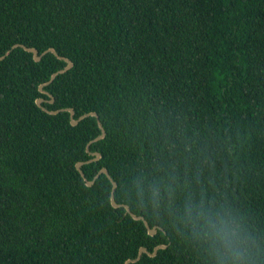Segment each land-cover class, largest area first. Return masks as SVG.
Returning a JSON list of instances; mask_svg holds the SVG:
<instances>
[{"label": "trees", "instance_id": "trees-1", "mask_svg": "<svg viewBox=\"0 0 264 264\" xmlns=\"http://www.w3.org/2000/svg\"><path fill=\"white\" fill-rule=\"evenodd\" d=\"M0 56V264H264V0H0Z\"/></svg>", "mask_w": 264, "mask_h": 264}, {"label": "water", "instance_id": "water-1", "mask_svg": "<svg viewBox=\"0 0 264 264\" xmlns=\"http://www.w3.org/2000/svg\"><path fill=\"white\" fill-rule=\"evenodd\" d=\"M17 46H20V47H22L23 49H25L26 51L31 52L32 55H33L34 60H36V61L39 60V59L41 58V56H42L44 53L51 52V53H53L55 56H57V57L60 58V59H63V60L66 62V64H65L61 69H59V70L54 71L53 73H51L49 79H48L47 81H45V82L39 84V86H38L39 91L42 92V93L47 94V95L50 97V100H49V101L52 102V101L54 100L53 96H52L49 92H47L46 90H44V89H43V86L49 84V83L54 79V77H55L58 73L64 72V71H66L67 69H69V68L72 66V62H71V60H69V59L66 58V57H63V56L59 55V54L56 52V50H55L54 48H52V47H49V48L45 49L44 51H42L41 53H38V51H37L36 48H34V47H27V46H25V45H23V44H20V43H15V44H13L11 48H14V47H17ZM9 51H10V49L7 50V51L5 52V54H7ZM2 57H3V56H0V58H2ZM43 101H44V99H43L42 97H37V98L35 99V103H36L37 106L41 107L43 110H46V111H48V112H50V113H55V112H58V111H60V110H67V111L69 112L70 123H71L72 125H75L80 119H82V118H84V117H86V116H94V117H96L98 127L100 128V133H99L96 137H94L92 140H90V141L87 143V145H86V150H87L88 152H89L88 145H89L91 142H94V141L99 140V139H101V138L104 137V135H105V130L103 129V127H102V125H101V123H100V121H99L98 115H97V113H96L95 111H90V112L83 113V114H81L78 118L75 119V118H73V114H74V110H73V108H63V109H58V110H48V109H46L45 107L42 106V102H43ZM89 153L93 155L92 158H90V159H88V160H86V161H84V162H90V161H93V160H97V159L100 157V153H99L98 151H91V152H89ZM84 162H82V161H77V162L75 163V167H76V169L79 171V173L81 174V176H82V178L84 179L86 185H91V184L93 183L94 179H95L99 174H101V173L105 174V175L109 178V180H110V182H111V189H110V203H111V205H112L113 207H119V206H122V207L125 208V211H126L127 213H129L133 218H135V219H141V220L143 221L144 225H145L146 228H147V232H148L149 234L153 235V234L156 232L157 228H159V226L149 227L147 221L144 219L143 216H141V215H136L135 213H133V212L129 209L128 205H126V204H119V203H116V202H115V200H114V190H115V188H116V182L110 177V175H109L107 169H106L105 167H101V168L99 169V171L93 176V179H92V180H88V179L84 176V174H83V172H82V170H81V165H82V163H84ZM163 246H164V245H162V244L157 245V246H155V247L153 248L152 251H148L146 247L141 246V247H139V249H138L137 255H136L134 258L126 259L125 262H124V264H129L130 262L137 261V260L140 258L141 254H142L143 252H145L146 254H148V255H150V256H153V255L156 254V251L158 250V248L163 247Z\"/></svg>", "mask_w": 264, "mask_h": 264}, {"label": "clouds", "instance_id": "clouds-1", "mask_svg": "<svg viewBox=\"0 0 264 264\" xmlns=\"http://www.w3.org/2000/svg\"><path fill=\"white\" fill-rule=\"evenodd\" d=\"M233 256L235 257V264H240V258L242 256V253L233 251Z\"/></svg>", "mask_w": 264, "mask_h": 264}]
</instances>
